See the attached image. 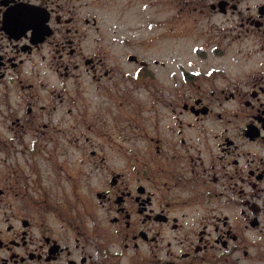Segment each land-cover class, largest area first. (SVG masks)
<instances>
[{
    "label": "flooded vegetation",
    "instance_id": "1",
    "mask_svg": "<svg viewBox=\"0 0 264 264\" xmlns=\"http://www.w3.org/2000/svg\"><path fill=\"white\" fill-rule=\"evenodd\" d=\"M0 264H264V0H0Z\"/></svg>",
    "mask_w": 264,
    "mask_h": 264
},
{
    "label": "rangeland",
    "instance_id": "2",
    "mask_svg": "<svg viewBox=\"0 0 264 264\" xmlns=\"http://www.w3.org/2000/svg\"><path fill=\"white\" fill-rule=\"evenodd\" d=\"M79 112H81V111H78V109H74V113L78 114ZM86 112L88 114L87 115V122H86V124H87L86 126L87 127H92L95 131H97L99 133H103L104 131H109L110 130L108 133H109L110 137L112 136L113 130L110 128L111 127V123L108 120V118L110 117V114L106 113L104 115V117H106L107 120H103V117H100V115H101L100 112L97 111V109H95V108H90ZM62 115L67 118V119H64L67 123L73 125V123L71 122V119H70L71 117L68 114H66V113L55 114L54 117H53L54 122H57L58 119ZM60 127H62V126L60 125ZM106 129H108V130H106ZM87 136L88 137H95V135L93 133L89 132V131L87 132ZM105 138H106V136H105ZM114 138H115V136H114ZM43 143H44L43 140L38 142V144H40V145L43 144ZM89 149H90V147L88 146L87 150H89Z\"/></svg>",
    "mask_w": 264,
    "mask_h": 264
}]
</instances>
